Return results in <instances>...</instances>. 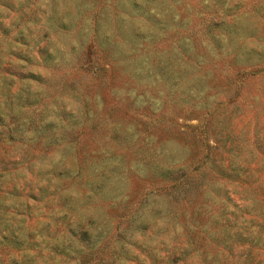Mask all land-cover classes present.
Masks as SVG:
<instances>
[{"label":"rangeland","instance_id":"rangeland-1","mask_svg":"<svg viewBox=\"0 0 264 264\" xmlns=\"http://www.w3.org/2000/svg\"><path fill=\"white\" fill-rule=\"evenodd\" d=\"M0 264H264V0H0Z\"/></svg>","mask_w":264,"mask_h":264}]
</instances>
